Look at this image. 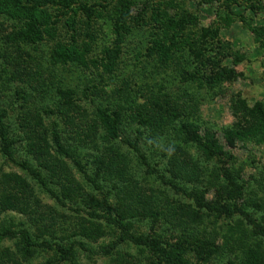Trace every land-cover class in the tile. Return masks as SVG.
Listing matches in <instances>:
<instances>
[{"label": "rangeland", "instance_id": "rangeland-1", "mask_svg": "<svg viewBox=\"0 0 264 264\" xmlns=\"http://www.w3.org/2000/svg\"><path fill=\"white\" fill-rule=\"evenodd\" d=\"M132 1L135 20L119 36L117 0L42 4L51 33L20 41L32 59L23 80L2 59L0 32V201L17 198L0 208V230L25 228L41 243L0 238V264H169L128 239L103 253L121 234L116 219L169 252L183 244L186 264H246L251 251L264 264V115L245 110L264 108V0ZM157 11L177 24L167 49L153 40Z\"/></svg>", "mask_w": 264, "mask_h": 264}, {"label": "trees", "instance_id": "trees-1", "mask_svg": "<svg viewBox=\"0 0 264 264\" xmlns=\"http://www.w3.org/2000/svg\"><path fill=\"white\" fill-rule=\"evenodd\" d=\"M49 1L54 0H0V14H6L9 18L13 20L18 21H24V24L21 28H18L15 30V28L8 31V29L3 25L2 22H0V32L2 33V38L6 42V50L2 53V59L5 63L9 64L12 67V75L11 77L13 79L17 80H23L25 75L27 74L26 69H28L29 62L32 60L31 56L28 52L24 51L22 49V45L20 41H26V42H34L37 40H40L45 34H50V27H49V21L50 16L47 14L46 11L43 10V8H40L42 4H46ZM61 4H66V0H58ZM132 0H117V8L113 12L114 18V27L118 32V36L120 32H126L129 31V25L127 23V18H131V20H135V17L133 14H131L132 10ZM145 6L142 4L139 8V11L143 12ZM86 16L88 19H91L93 15L95 14L91 8L85 7ZM159 11V10H158ZM154 13V16L152 20L154 21V24H156L157 32L154 33L155 38L154 43L160 47L167 49L169 45H174L176 41V34L173 33L174 29L177 27V24H175V21L171 18H166V15L164 12H158ZM137 21H131L134 23H137ZM169 41V44L167 43ZM168 44V45H167ZM76 49H60L58 52L59 57H63L62 59L65 61L66 59H80L79 54ZM65 58V59H64ZM108 61V65L110 66L113 64L112 60L106 59ZM106 63H103V67H106ZM107 68V67H106ZM110 67L107 68L109 70ZM222 73L220 74L222 77L229 78L230 76L234 75V71L231 69L224 68L221 70ZM64 105L67 106L65 112L63 109H60V113L64 112V116L67 115L69 118V110L68 108H73L72 106H75L74 103L67 101L64 103ZM160 109V108H157ZM246 112L256 113L259 111L260 118H263L264 115V108L261 104L255 103L252 108L245 109ZM67 111V112H66ZM254 113V114H255ZM244 115V114H243ZM3 115L0 114V131H1V138H6V129L1 124ZM70 119V118H69ZM67 119V121L69 120ZM100 119L106 128L107 132L111 135L116 134V124L113 120H111L105 113H100ZM21 124H25L24 121ZM261 125L263 124V120L261 119ZM39 127L42 128L39 136L40 139L43 138V136L46 134V129L43 127L42 123H39ZM246 129H248V125H244ZM183 129L190 134L193 133V140L201 147L206 148V146L209 145V143L202 139L200 136H197L195 131L191 130V127L189 125H184ZM43 134V136H41ZM42 137V138H41ZM5 153L10 155L9 149H4ZM171 164H174L172 162ZM225 177L229 182V185L233 189H235L234 193H238L240 195L239 187L236 183L232 181V177L225 173ZM13 179V178H12ZM241 198V196H240ZM16 196L12 193L8 192L4 194V199L0 201V208H14L16 205ZM242 209H239V211ZM243 212V211H241ZM115 223L120 228L121 234L118 237V239L109 244L104 250L103 253H108L114 247L119 241L128 239L134 244L138 245H147L150 246L151 249H153L155 252H157V255L160 256L161 260L171 263V264H186L183 258V254L186 250L185 246L183 244H179L177 251L169 252L165 248H162L158 245L157 241L152 237H141L133 235L131 232L128 231L126 225L121 222L120 219H116ZM18 236L21 241L27 245V246H33L34 244H41V243H35L31 235L29 234L28 230L25 228H21L17 231H10L8 229L0 230V238L2 237H15ZM44 245L47 247H51L50 243L44 242ZM83 246L82 244L80 245ZM84 247V246H83ZM54 248L56 251L60 254L63 258H69L73 253V246H69L68 248H64L61 245H55ZM259 253H256L255 251H251L248 253L247 257V263L246 264H262V261L259 260Z\"/></svg>", "mask_w": 264, "mask_h": 264}]
</instances>
